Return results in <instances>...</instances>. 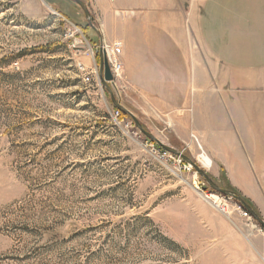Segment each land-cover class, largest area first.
Returning a JSON list of instances; mask_svg holds the SVG:
<instances>
[{"label": "rangeland", "instance_id": "1", "mask_svg": "<svg viewBox=\"0 0 264 264\" xmlns=\"http://www.w3.org/2000/svg\"><path fill=\"white\" fill-rule=\"evenodd\" d=\"M82 1L98 34L73 0H0V264H264V228L242 215L249 211L210 188L193 168L183 169L180 156L146 138L132 119L218 187L250 199L264 221V167L257 174L251 166L259 144L234 136L236 117L249 118L236 104L244 107L252 96L264 101V84L232 90L231 64L216 67L200 36L187 35L186 12L198 0H164V23L183 26L190 44L179 57L166 45L148 47L163 67L147 54L148 78L136 82L123 66L119 95L108 83L128 111L116 117L91 73L103 37L88 0ZM195 23L201 26L199 15ZM190 55L203 57L204 63L193 62L194 75L210 71L205 86L221 88L231 105L222 110L212 100L219 116L204 120L208 126L191 116L197 109L191 75L185 104L149 91L175 76L179 60ZM243 65V80L251 78L255 64ZM168 110L190 120L179 125L178 118H167ZM244 129L250 135V124ZM259 153L264 157V147ZM201 155L210 166L202 165Z\"/></svg>", "mask_w": 264, "mask_h": 264}, {"label": "crops", "instance_id": "2", "mask_svg": "<svg viewBox=\"0 0 264 264\" xmlns=\"http://www.w3.org/2000/svg\"><path fill=\"white\" fill-rule=\"evenodd\" d=\"M88 3L95 20L100 23L99 35L103 37V42L108 44L120 43L123 66L130 73V77L134 82L137 79L148 78L144 68L146 63L144 58L147 54L156 55L153 57L154 61L157 66L163 67L162 61L157 57V52L152 51V49L148 50V47L157 48L166 45L170 47L171 52L176 57H179L184 47L190 44L189 38H187L189 34L193 37L195 35L200 36L209 53L211 52L209 54L210 59H208L210 63L214 62L216 67H221L220 64L222 63L231 64L233 70L231 76H234L231 78V83L234 82L233 85L237 86L232 90L242 91L244 84H255L257 86L264 84V0L193 1L186 12L190 24L186 27L187 35L185 37L182 34L183 26H168L164 23V0H88ZM173 12L175 11L171 13ZM197 15L201 18V26H197L195 23ZM169 36L170 38H166ZM192 40L195 43V39ZM232 47H235V49L233 50ZM144 48H147V50ZM190 56L187 60H183V58L179 60V65L175 68V76H166L162 84H155V87H150L149 91L157 96H170L169 99L172 102L178 97V102L185 104L189 100L188 80H190L191 75V79L193 78L194 83L196 82L197 85L194 101L197 103L196 107L198 109L194 110L191 116L197 121L198 126H208L204 120L211 121L213 118L218 119L219 116L217 112H213V109H211L210 102L212 100L216 101V104L222 110L230 108V104H228L221 88L220 90H216V88L207 89L205 86L208 81L212 80L210 71L203 75L201 70H197L194 75L195 64L193 65V62H203V57L200 60L193 61V56ZM243 64H255L251 65L253 76L244 79L245 81L242 78L244 74L241 71L248 69V67ZM141 70H144V72ZM202 75L203 78L200 79ZM194 76H196V80ZM167 80H173L174 85L167 84ZM241 96L242 94H240ZM163 99L164 97L161 98L162 102H164ZM262 100L263 98L260 96H252V102L250 104L245 103L244 107H242L243 102L237 104L235 102L238 111H241L240 108H242L249 112V118L243 114L236 117L235 125L240 129H237L235 134L242 135L243 138L234 135L235 140L259 144L258 147L252 149L251 153L252 173L257 174L261 173L264 167V163L261 164L260 161L264 157L259 153L260 148L263 149L264 147V114H262L264 112V101ZM235 104H233V107L236 106ZM160 109L163 112L167 108L160 106ZM167 112V118H178L175 120L179 125H185L187 120H190L187 113L174 115L171 110ZM248 122L251 130L250 135L246 134L247 132L244 129L249 127ZM204 132L205 128L198 133L203 135ZM204 140V137L201 138V141ZM216 142L229 141L219 138L216 139Z\"/></svg>", "mask_w": 264, "mask_h": 264}, {"label": "water", "instance_id": "3", "mask_svg": "<svg viewBox=\"0 0 264 264\" xmlns=\"http://www.w3.org/2000/svg\"><path fill=\"white\" fill-rule=\"evenodd\" d=\"M77 5L80 6V8L83 10L84 16L88 22V24L91 26V28L98 34V30L96 28H94L93 24H92V15L90 14L88 7L86 6V4L82 1V0H73ZM98 76L100 79V82L102 84V86L105 88V90L108 92L109 94V98L110 101L112 103V105L114 106V108L122 111V112H127L128 111L126 109H124L122 107V105L115 99V96L112 92V90L110 89L108 83L112 80V75L110 73L109 70V66L108 63L106 61V58L104 56L103 53H99V65H98ZM132 116V115H131ZM134 125L136 128H138V130L148 139L155 141L158 146L160 148H162L165 151H168L172 154L178 155L180 156L188 165H190L191 168H193L195 170V172L204 179V181L210 186V188H212L214 191L227 196V197H231L234 198L235 200H237L245 209H247L250 213V215L264 228V221L258 217V215L253 211V209L242 199V197H240L239 195H236L234 192L227 190V189H222L220 187H218L213 181L212 179L208 176V174L202 170L195 162H193L190 158H187L186 156H184L183 154H181L180 152L174 150L173 148L167 147L165 145H163L161 142H159L152 134L148 133L147 131H145L141 125L139 124V122L132 116Z\"/></svg>", "mask_w": 264, "mask_h": 264}, {"label": "built area", "instance_id": "4", "mask_svg": "<svg viewBox=\"0 0 264 264\" xmlns=\"http://www.w3.org/2000/svg\"><path fill=\"white\" fill-rule=\"evenodd\" d=\"M97 48L99 49V53H103L105 58H106V61L108 63V66H109V70H110V73L112 75V80L109 82L116 95H119L120 93V88L121 87H124L125 85V81H124V77H123V63L120 59V56H121V47H120V43L118 42H115V43H112V44H108V43H104V42H101ZM81 70H83V68H81ZM91 73H94L95 75H97L98 77V84L99 86L102 88L101 86V82H100V79H99V76H98V67L97 65H94L93 66V69H92V72ZM85 78V81H89V75L86 74L84 76ZM120 110L116 109L115 108V115L116 117L119 116V112ZM167 152V151H166ZM190 165H186L183 164V169H187V170H190ZM206 197L208 198L209 196L206 195ZM224 210V209H222ZM242 215L244 217H249V213L245 210H243L242 212Z\"/></svg>", "mask_w": 264, "mask_h": 264}, {"label": "bare ground", "instance_id": "5", "mask_svg": "<svg viewBox=\"0 0 264 264\" xmlns=\"http://www.w3.org/2000/svg\"><path fill=\"white\" fill-rule=\"evenodd\" d=\"M84 80H85V78H84ZM200 158H201V163H202L203 166L208 167V166L211 165L210 158L206 157L205 155H201ZM214 198H216V197H214Z\"/></svg>", "mask_w": 264, "mask_h": 264}, {"label": "trees", "instance_id": "6", "mask_svg": "<svg viewBox=\"0 0 264 264\" xmlns=\"http://www.w3.org/2000/svg\"><path fill=\"white\" fill-rule=\"evenodd\" d=\"M242 199L253 209L254 212L258 214L257 209L255 208L254 204L252 203L250 199L245 198V197H242Z\"/></svg>", "mask_w": 264, "mask_h": 264}]
</instances>
